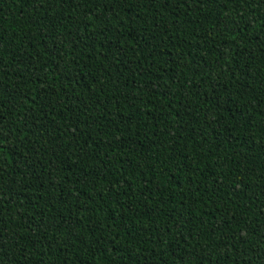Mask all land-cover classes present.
<instances>
[{
	"label": "trees",
	"instance_id": "obj_1",
	"mask_svg": "<svg viewBox=\"0 0 264 264\" xmlns=\"http://www.w3.org/2000/svg\"><path fill=\"white\" fill-rule=\"evenodd\" d=\"M0 264H264V0H0Z\"/></svg>",
	"mask_w": 264,
	"mask_h": 264
}]
</instances>
